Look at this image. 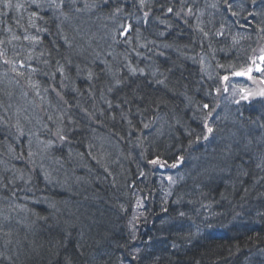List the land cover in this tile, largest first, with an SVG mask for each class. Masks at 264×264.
<instances>
[{
  "label": "trees",
  "instance_id": "trees-1",
  "mask_svg": "<svg viewBox=\"0 0 264 264\" xmlns=\"http://www.w3.org/2000/svg\"><path fill=\"white\" fill-rule=\"evenodd\" d=\"M101 1L108 0H11L23 5L18 10L0 4V104L7 99L14 106L13 113L0 106V264H264V98L222 103L215 95L220 82L206 79L217 60L252 59L245 44H264V0H115L160 11L132 19L142 27L149 22L151 45L141 29L130 32V20L97 14ZM45 5L51 15L28 14ZM221 7L229 14H219ZM32 19L40 20L45 37L25 39ZM195 22L231 28V43L219 48L196 36L194 44L179 25ZM240 24L248 29L241 32ZM115 32L133 42H123L128 52L98 44ZM199 43L209 47L201 56ZM144 68L163 87L131 84L143 78ZM108 77L115 82L106 84ZM65 104L86 108L88 130L65 133L61 145L40 132L42 124L27 129L42 113L52 121ZM150 108H158L154 120L147 118ZM169 111L176 118H168ZM23 136L25 144L16 147ZM45 138L61 152L57 170L50 162L56 172L44 165L23 168L35 166L29 160L36 149L39 162L45 151L50 159ZM229 159L237 161L228 167ZM152 161L175 165L172 187L158 186ZM64 164L71 174L61 176ZM141 202L143 219L131 224Z\"/></svg>",
  "mask_w": 264,
  "mask_h": 264
},
{
  "label": "bare ground",
  "instance_id": "bare-ground-1",
  "mask_svg": "<svg viewBox=\"0 0 264 264\" xmlns=\"http://www.w3.org/2000/svg\"><path fill=\"white\" fill-rule=\"evenodd\" d=\"M63 2H66V4H68V5H72L70 0H63ZM142 5H137L134 2H130L129 6H127L126 4H123L122 2H117L115 0L114 1L108 0V1H101L99 6H97L95 10H96L97 14H101V16H104V17H106V16L112 17V15H114L117 18L116 22H118V23L125 24L127 21L130 20V22L128 23V25L131 26L130 32H132L133 30H135L137 32L139 29H141L143 32H145V34L150 35V36H148L149 38H147L145 40V44L151 45V44H153V42L155 40V36H152L154 33L150 29L149 22H146L145 24H143V27H142V26H139L137 24V22H134L133 20L136 19L138 14L140 15V17H145L147 19L151 18L152 14H150L149 11H147V10L151 9V10L156 11L157 8L155 6H153V4H152V6H150L151 8L149 6H143L142 7ZM70 8H71V6H70ZM196 8H197V4L194 2L193 6H191V8H190L191 9L190 12L193 13L196 10ZM221 8L222 9H217V12H220L219 14H221V13H224L225 15L229 14L227 7H221ZM41 11H45V12H47V14L51 15V10L48 7V5L41 6L37 9L31 8V11L28 14L30 15L32 12H40L41 13ZM156 13L160 14V11L158 10V11H156ZM213 13H216V10L214 12L210 11V16H212ZM202 18H203V15H201L200 19L203 20ZM32 20H33L34 25H32V23L30 21L27 22L28 24H30V27H31L30 29L27 30V33H29V34H27V33L24 34L25 37L27 36L29 38L28 39L29 41L33 40L35 37H39V35L41 33H43L40 30L41 29L40 20H37V19H32ZM201 24L202 23H196L195 22L193 26L192 25L188 26L187 23L186 24L182 23L179 25V28L184 30V31L182 30L183 33H186L188 35H193L192 38H193L194 44L196 43V36L207 37V38L213 39L212 44L215 47H219V48H222V47L224 48L231 43V41H229V38H230V35L234 31L231 28H225L224 27L225 29H219V28H216L214 26H210L208 24H204V27H202ZM243 24H240V27H239V30L241 32H245L248 29V27L246 26L247 24L251 25V23H247L245 25H243ZM199 26H200V30L198 29ZM239 30L236 28V31L240 33ZM41 37H45V35L41 34ZM123 42L125 44H129V45L133 44V42L131 40H129L127 37H122V36L120 37L118 35V33L115 32L114 34H111L107 37L101 38V40L98 42V44L102 45V48L105 49L106 51L108 49H110V51L112 50L113 53L119 54L121 52L122 53L128 52L130 49L127 46H125ZM196 46H197V48L195 51L199 56L204 55V52L209 50V47H207L203 44H200V43H199V45H196ZM245 50H247L249 52V54H252V55L258 54V57H261V55L259 53L264 52V44L259 42V41L251 43V44H245ZM132 53H134V52H132ZM129 59H131L130 62H132V64L133 63H139V60L135 59L134 57L133 58L129 57ZM106 60H107V58H106ZM235 60H238V61L235 62ZM140 62L144 63V61H140ZM257 62L258 61L255 60L254 57H253V59H251V58L246 57V56L236 58V59L230 58V59H228V61L225 58H221L214 63L215 68L212 71V73L210 74V76L206 77V79L212 81L211 83H214V81H217V80L219 82L225 81V83L223 85L219 86L221 88H224L228 85H229V87H233V86H235V83H236L238 86L237 87L238 90H241V88H243V87L247 89V88H249V85H250V83L247 80V72L249 71V69L255 68L257 66ZM226 63L228 64L227 66H226ZM91 64L93 65L95 71L101 72V70L104 69V67H102V64L97 62V61H94ZM145 66L148 69H151V67H150L151 64L147 63ZM261 66H264V65L261 64ZM187 67H188L187 68L188 71H192L191 69L193 67H191L190 65H187ZM144 69H146V68H144ZM148 69H146L144 71L143 78L136 79L135 82L133 81V82H131V84H134L136 82L141 81V82H144L150 88H151V86H152V88H157V89L163 87L162 86V85H164L163 83L160 82V84H158L155 81L158 78L155 75V72L153 70H148ZM238 73H243V74L241 75ZM190 76H192L191 73H190ZM108 79L111 80V82L106 83V84L111 85L115 82V79H113L112 77H108ZM147 79H148V81H146ZM93 81H96V79L94 77H93ZM149 81H151V82H149ZM218 90H220V88L217 89V91ZM226 90H229V89H226ZM28 97H30V96H28ZM49 97L52 99V102H54V103L57 102V100H55V96L49 95ZM11 99L15 103L19 104L18 100H15L13 98H11ZM0 102H1V100H0ZM58 103H60L59 98H58ZM65 105L66 106H63L64 108H61V111H57V114L54 115L52 121L49 122L47 119H45L46 115L44 113H42V114H39V116H38L40 118V120L37 123L32 122V123L28 124L26 126L27 129L32 125H41L42 124V130L40 132L42 134H44L46 132H50L51 138H55L54 139L55 142H58V140H59L61 145H62V143H64V140L60 139L61 135H65V133L69 134V133L75 132V131L78 132V131H80V129L83 131L88 130L87 126H89L91 124L84 120V113H85L84 109H86V108H84L82 106L83 108H80V109L76 108L75 109V108H72L71 105H68V104H65ZM0 106L8 108L10 113L14 112V106H13V103L11 100L5 99V102L1 103ZM157 111H158V108H155V109L152 108L149 112L147 111V113H146L147 118L150 120H154L153 114H157ZM176 114H178L176 111H173V112L169 111L167 113V116H168V118H176V116H174ZM7 116H8L7 114H4V117H7ZM177 116H179V115H177ZM101 137L103 139V135H101ZM43 141H44V146L50 150V153H51L50 159L48 158L47 153L45 151V154L41 153V157H40V158H43V161L39 162L38 161V156H39L38 152H40V149H38V152L36 149L35 150L36 156L32 157V160H29L35 166H32L29 163H26L23 168H30V169L33 167L39 168L40 165L41 166L44 165L49 170H54V169L57 170L59 162L57 161L56 158L58 156H61V154H60L61 152H59L60 151L59 146L55 145L54 142L52 140H50L49 138H45ZM25 142H26V138L23 136L21 138V140H19L16 143L15 146L19 147L22 144H25ZM49 144H51V146H49ZM12 145H14V144H12ZM218 149H220V148H218ZM106 152H107V154H110L108 150H106ZM237 157H238V155H237ZM236 161H237L236 159H229L225 164L228 167L231 166V164L233 166V164ZM50 162L53 164L54 169L52 168V165ZM67 168H68V166L66 164H64L63 170L59 174H61V176H66V174H71V168L70 169H67ZM74 168H75V166H74ZM55 170H54V172H56ZM75 171H78V170H75ZM176 173L178 174V171H177V168L174 167L170 171V174L175 176ZM159 181L161 183H163L161 180H158V182ZM163 186H165V184ZM217 212H218L217 210L213 209V216L217 215ZM26 215H29V214H26Z\"/></svg>",
  "mask_w": 264,
  "mask_h": 264
},
{
  "label": "rangeland",
  "instance_id": "rangeland-1",
  "mask_svg": "<svg viewBox=\"0 0 264 264\" xmlns=\"http://www.w3.org/2000/svg\"><path fill=\"white\" fill-rule=\"evenodd\" d=\"M257 53V52H256ZM261 56H264V52L259 53ZM254 59L257 60V66L253 69H251V71L247 72V80L250 83L249 88H241V90L237 89V84L235 83V86L233 87H229L226 86L222 89H220V91L217 94L218 97V101L221 102V100H223L225 102H230L234 101V102H239L243 99H247V100H253L257 98H262L264 95H261L262 92H264V75L262 72V66L261 64L264 63V61H262L260 59V57H258V54H254ZM260 69L259 71H257V69ZM225 83V81L222 83V85ZM242 85V84H241ZM229 89V90H226ZM246 97V98H245ZM165 170V169H163ZM177 175V173H176ZM173 176L172 174H170V172L168 173V170H166L162 175H160L159 180H161L164 184H168L171 180H173L172 182H170V185H168V187H172L173 184L176 182L175 180H178L177 176ZM163 183H161L159 181L158 186L162 187ZM144 210L142 209V204L138 203L134 206L133 210H132V216H131V220L130 223L131 224H137L138 222H140V220L143 219V213Z\"/></svg>",
  "mask_w": 264,
  "mask_h": 264
},
{
  "label": "snow or ice",
  "instance_id": "snow-or-ice-1",
  "mask_svg": "<svg viewBox=\"0 0 264 264\" xmlns=\"http://www.w3.org/2000/svg\"><path fill=\"white\" fill-rule=\"evenodd\" d=\"M61 2H63V0H61ZM72 2H73V4H75V0H72ZM142 2H143V0H142ZM225 2H227V0H225ZM0 4H2L3 7L6 8V9H10V8L15 7L17 10L20 9V8L23 6V5H21V4L13 5L12 2H11V0H0ZM86 6H87V5H86ZM57 7H59V6H57ZM230 7H231V5H229V8H230ZM76 10H77V11H80V9H76ZM168 11L171 12L172 9L169 8ZM33 15H35V13H33ZM125 31H127V29H125ZM13 38H14V39H18L19 37H13ZM25 39H29V38L26 36ZM0 43H3V42L0 41ZM3 55H4V53H3V52H0V56H3ZM260 59H261L262 61H264V56H261ZM4 63L7 64V63H10V61L5 60ZM21 66H23V65H21ZM13 70H15V69H13ZM259 70H260V69L258 68L257 71H259ZM132 71H133V73H135L136 70L133 69ZM140 71L142 72L143 70H140ZM249 71H251V69H249ZM61 73L63 74V70H62V69H61ZM18 74H20V73H18ZM238 74H241V75H242L243 73H238ZM119 83H120V82L117 81V84H119ZM161 83H163V82L161 81ZM261 95H264V92H262ZM245 98H246V97H245ZM207 107H208V106L205 105V108H207ZM209 115H210V113H209ZM145 127H147V125H145ZM16 128H17L18 132L22 135V134H23V129H22V127H21L19 121H18L17 124H16ZM205 128H206V130H207V132H208L209 134L213 133V131H214V129H213L212 127L208 126L207 121L205 122ZM205 138L207 139V137H205ZM60 139L63 140V139H65V137H64L63 135H61V136H60ZM49 146H51V144H49ZM29 155H32V153H29ZM152 162H153V163H156V161H152ZM173 167H175V165H173ZM181 215H183V214H181Z\"/></svg>",
  "mask_w": 264,
  "mask_h": 264
}]
</instances>
